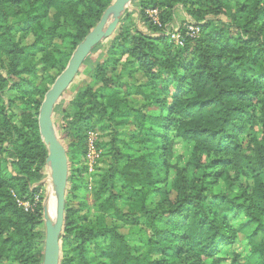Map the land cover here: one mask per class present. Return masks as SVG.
Here are the masks:
<instances>
[{
  "label": "trees",
  "instance_id": "16d2710c",
  "mask_svg": "<svg viewBox=\"0 0 264 264\" xmlns=\"http://www.w3.org/2000/svg\"><path fill=\"white\" fill-rule=\"evenodd\" d=\"M113 1L0 0V58L7 61L6 65L0 62V264H42L43 256L35 253L44 246L42 208L40 199H35L37 189L31 184L43 178L47 155L37 124L40 101L29 98L15 121L11 101L4 94L19 90L25 95L20 75L32 73L33 67L27 62L34 53L48 54L56 38H68L74 49ZM131 4L137 9L120 16L114 40L127 48L149 80L145 87L127 84V93L146 95L160 109L155 116L134 110L140 154L126 155L116 144L117 127L126 117L117 105L121 89H112L106 79L114 40L105 50L109 61L93 64L89 59L91 52L101 48V42L85 58L83 63L92 66V80L102 85L95 92L78 87L68 102L71 115L60 118L59 128L68 141L64 146L72 167V146L79 148L82 142L85 153L87 133L94 130L92 119L111 127V166L99 180L97 198L111 192L106 201L125 223L144 218L149 229L147 250L160 257L134 256L115 226H78L65 205L60 249L69 239L73 244L68 256L60 255L59 264H92L86 244L96 243L99 237L108 238L105 247L96 243L102 264H200L202 257H213L221 246L231 244L237 233L248 239L252 264H264V136L262 142L251 140L245 154L238 147L239 135L247 127L255 129L261 123L264 128V0H132ZM178 8L200 26L199 35L185 38L182 46L175 45L164 32L178 19ZM149 9L157 10L158 23L146 13ZM219 15L227 20L217 18ZM137 22L145 31L138 29ZM19 23L33 34L30 45L17 41L19 27L15 26ZM39 95L41 98L43 91ZM22 97L20 94L24 104ZM168 129L193 143L186 165L175 168L172 201L157 185L169 176ZM101 144L98 140L97 148ZM205 152L227 158L220 157L215 167L206 170L201 164ZM123 158L126 161L121 165L118 161ZM228 169L236 175L246 174L253 182L251 192H220L207 201L205 193L217 179L230 180ZM72 172L70 168L68 182L74 184L80 177ZM116 184L128 198L126 211L115 204ZM153 193H159L163 200L149 208ZM241 214L248 220L235 230L225 215Z\"/></svg>",
  "mask_w": 264,
  "mask_h": 264
},
{
  "label": "rangeland",
  "instance_id": "374dc122",
  "mask_svg": "<svg viewBox=\"0 0 264 264\" xmlns=\"http://www.w3.org/2000/svg\"><path fill=\"white\" fill-rule=\"evenodd\" d=\"M136 9L137 8L135 5L130 4L126 10V13L127 11H135ZM178 11L179 12L176 13V15L180 24L190 19L182 10H180V8ZM52 13L53 11L51 10L49 15ZM206 16L211 17L212 14H207ZM183 17L185 18L182 19ZM217 18H220L222 21L227 20V17L225 16L219 15ZM137 24L138 29L145 31L146 28L143 24L139 22H137ZM173 25L176 26L177 24ZM15 27H19V29L22 28L21 30L18 29L17 33L15 34L17 41H19V43L23 46L30 45L34 40L33 34L27 31L24 28V24L22 23L17 24ZM116 33L117 28L110 37H107L101 42L102 45L98 51L91 52V54L89 53V59L91 63H101L108 58L105 54V50L108 49L109 44L112 40H114L115 36L117 35ZM112 43L114 45L115 51L111 54L112 60L110 59L109 65L105 69L106 79L109 81L108 85H111L112 89H121V100L117 105L121 109V114L126 117L124 122L117 127L118 133L116 137V144L123 153L134 157L140 154L142 147L139 142H136L139 131L138 123L133 118L135 114L134 110L138 109L144 114L155 116L159 114L160 109L151 100H147L146 95L142 96L139 94H134L133 92L130 94L127 93V84L145 87L149 79L142 71L141 67L129 55L125 46L118 43L117 39H115ZM74 49H71L68 38H56L52 41L48 54L45 55L38 52L34 53L31 59L27 62L28 65L33 67L32 73H24L20 75V79L24 81L26 86V94L23 95V93H21L19 90V92L10 90L4 94V97L11 101L9 108L14 114L15 121L19 120V114L24 111V108L27 105L25 103H29V98L33 100H39L41 103L45 92L52 85L55 78L60 74L62 69L67 65V62ZM0 62L6 65V58L2 56L0 58ZM91 67V64L86 62L81 65L79 70L80 73L77 74V76L73 79L68 88L63 92L62 96L59 97L55 104L52 119L55 133L63 144L67 143L68 141L62 138L59 123L61 117L67 118L71 115L72 108L69 107L68 102L74 97L78 87L82 86V88H88L95 92L98 91L99 87L102 85V83H99L94 79L92 80L90 76ZM15 81H17V78ZM171 90L172 88L170 87L169 93ZM42 91L43 96L40 98L39 93ZM20 94L23 96L22 101H24V104L21 102ZM62 109H65L64 112H61ZM259 111L260 106H257L255 114L258 115ZM91 126L94 127L93 135L96 138V142L98 140L102 141L101 148H98V156L96 157L95 161L92 163V159L88 158L86 160V152L82 154V142L78 144L79 148L72 146V149H74L72 150V167H70L68 158V175L69 169L71 168L73 169L72 173L74 176L80 177L78 180L74 181V184L72 181L68 182L65 192V195H67L65 199V205L70 210L71 220L74 221L78 226L84 225L91 227L93 225L96 226L97 224H104L110 227L115 226L117 231L125 237L130 251L134 256L139 258H151L154 260L159 259V253H151L147 250L146 239L149 236V229L143 222L144 218H140L134 222L125 223L122 221V219L117 217V214L113 212L110 203L106 201V199H109L111 192H104L99 198H97L99 180L105 173H107L111 166V139L113 136V130L103 120L97 118L92 119ZM165 133L167 134L166 138L169 142L167 145L170 151L169 176L165 183L157 185L163 187L169 200L172 201L174 200L175 194L171 190V182L174 177L175 168H182L186 165L192 153L193 143L181 140L175 136V132L172 129L166 130ZM263 136L264 128L262 127L261 123L257 124L255 129L247 127L239 135L238 147L241 153L245 154L248 151L251 140L262 142ZM0 157L2 158L1 154ZM220 157L227 158V156H223L222 154L205 152L201 157V164L206 168V170H209L215 167V161ZM125 161V158H123L120 159L118 163L122 165L125 163ZM226 173L230 180L225 178L217 179L215 185L212 186V189L205 193V198L207 201L211 200L212 195L220 192L247 194L251 192L253 182L246 174L238 173L236 175L231 169L226 170ZM51 183L52 180L50 173H48V171L45 169L43 178L31 184L32 188L37 189L38 198L41 201L43 231L45 230V223L50 222L49 219L44 215L43 202ZM113 193L116 196V206L119 209L126 211L128 208V198L122 194L121 187L116 184ZM149 200L152 201V204H148L147 207L152 208L156 205V202L162 201L163 197H160L159 193H153V196H150ZM23 205L26 206L27 203H23ZM225 216L231 227L235 230H238L241 223H246L248 220V217L244 214H241L238 217H232L230 215ZM96 243H99L100 246L105 247L108 244V238L99 237L97 238ZM96 243H87L86 247L88 248L89 255L92 259V264H102L104 259L98 254L96 250ZM72 244V240L69 239L66 242L64 249H60V255L68 256L69 247ZM35 253H37L38 256H43V249L37 248ZM4 264L16 263L12 261H6ZM200 264H252L251 248L247 237L244 234L237 233L235 240L231 244L221 246L217 254L213 257H202Z\"/></svg>",
  "mask_w": 264,
  "mask_h": 264
},
{
  "label": "water",
  "instance_id": "95a60500",
  "mask_svg": "<svg viewBox=\"0 0 264 264\" xmlns=\"http://www.w3.org/2000/svg\"><path fill=\"white\" fill-rule=\"evenodd\" d=\"M132 0H114L102 13L97 24L86 34L73 50L67 65L45 92L37 117L40 139L47 148L45 166L55 186V212L53 222L45 223V238L42 264H59L65 192L68 185V157L66 148L57 137L53 124V110L63 92L77 76L85 58L92 48L110 37L118 27L120 16L125 13Z\"/></svg>",
  "mask_w": 264,
  "mask_h": 264
},
{
  "label": "built area",
  "instance_id": "2783aa9c",
  "mask_svg": "<svg viewBox=\"0 0 264 264\" xmlns=\"http://www.w3.org/2000/svg\"><path fill=\"white\" fill-rule=\"evenodd\" d=\"M146 13L153 19L155 23H158L157 10L149 9ZM177 24V25H176ZM174 25H169V29L164 30L165 34L169 35L170 39L177 46H182L184 43V39L194 38L199 35L200 26L196 22H192L191 20H187L180 23H176ZM93 131H88L86 138V160L92 159V163L95 161L98 152V148L96 146V138L93 135ZM93 156V158H92ZM91 165V164H90ZM36 200H39L38 195L35 196Z\"/></svg>",
  "mask_w": 264,
  "mask_h": 264
},
{
  "label": "bare ground",
  "instance_id": "6f19581e",
  "mask_svg": "<svg viewBox=\"0 0 264 264\" xmlns=\"http://www.w3.org/2000/svg\"><path fill=\"white\" fill-rule=\"evenodd\" d=\"M45 182V181H44ZM47 192V191H46ZM55 186L53 183L49 186L48 192L46 193L43 207H44V215L49 219L50 222L53 221L54 212H55Z\"/></svg>",
  "mask_w": 264,
  "mask_h": 264
},
{
  "label": "crops",
  "instance_id": "0c3cea01",
  "mask_svg": "<svg viewBox=\"0 0 264 264\" xmlns=\"http://www.w3.org/2000/svg\"><path fill=\"white\" fill-rule=\"evenodd\" d=\"M178 9H179V8H178ZM178 12H179V11H177L176 13H178ZM176 16H177V15H176ZM178 21H179V19H175V24H176V23H179Z\"/></svg>",
  "mask_w": 264,
  "mask_h": 264
}]
</instances>
